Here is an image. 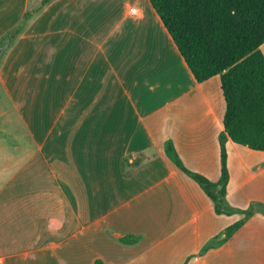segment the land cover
<instances>
[{
    "label": "crops",
    "instance_id": "obj_1",
    "mask_svg": "<svg viewBox=\"0 0 264 264\" xmlns=\"http://www.w3.org/2000/svg\"><path fill=\"white\" fill-rule=\"evenodd\" d=\"M103 2L51 1L0 60V264H264V152L227 139L229 216L164 152L219 180V76L148 0Z\"/></svg>",
    "mask_w": 264,
    "mask_h": 264
},
{
    "label": "trees",
    "instance_id": "obj_2",
    "mask_svg": "<svg viewBox=\"0 0 264 264\" xmlns=\"http://www.w3.org/2000/svg\"><path fill=\"white\" fill-rule=\"evenodd\" d=\"M51 1L42 0L37 11ZM148 3L195 81L220 78L225 109L223 131L218 136L219 180L211 182L187 169L171 142L164 144V152L213 202L216 214L229 216L234 211L225 202L229 180L227 139L249 150L264 152V56L260 51L264 44V0H148ZM29 16L23 15L13 38L21 33ZM242 224L240 221L227 227L219 244Z\"/></svg>",
    "mask_w": 264,
    "mask_h": 264
},
{
    "label": "rangeland",
    "instance_id": "obj_3",
    "mask_svg": "<svg viewBox=\"0 0 264 264\" xmlns=\"http://www.w3.org/2000/svg\"><path fill=\"white\" fill-rule=\"evenodd\" d=\"M86 1L89 4V6L87 7L86 10L88 11L90 16L92 17L95 24L99 23V18L102 14L101 12H103V10L106 9L105 3L103 2V0H86ZM40 3H41V0L36 2V3H34V2L26 3L25 0H14L13 2L10 3L11 9L9 11V16L7 18L6 17L0 18V47L6 46L5 49L3 50L1 56H0V60L4 58V55L14 45V43L19 40V37L21 36V34L23 32V31H21L20 34H18L16 37H14L11 41L8 42V37H9L12 29L17 28L22 24L23 15L25 13H29L30 16L28 18V21L25 23L24 27H27L31 22H33L36 19V13L39 12V11H37V9L39 8ZM4 6L5 7L8 6V3L0 2V8L4 7ZM122 10H125V8L123 7V3H122ZM60 21H61V19H60ZM263 51H264V48L262 49V52ZM161 74H162V72H161ZM191 171H193V170H191ZM193 172L198 173L196 171H193ZM198 174H201V173H198ZM201 175H203V174H201ZM203 176H205V175H203ZM206 178H208V177H206Z\"/></svg>",
    "mask_w": 264,
    "mask_h": 264
},
{
    "label": "water",
    "instance_id": "obj_4",
    "mask_svg": "<svg viewBox=\"0 0 264 264\" xmlns=\"http://www.w3.org/2000/svg\"><path fill=\"white\" fill-rule=\"evenodd\" d=\"M13 35H14V29L10 32V35L8 37V42L12 40ZM4 48H5V46L4 47H0V55L2 54Z\"/></svg>",
    "mask_w": 264,
    "mask_h": 264
}]
</instances>
